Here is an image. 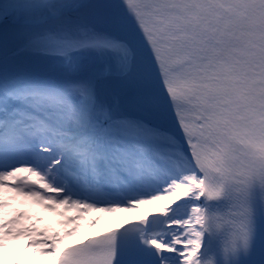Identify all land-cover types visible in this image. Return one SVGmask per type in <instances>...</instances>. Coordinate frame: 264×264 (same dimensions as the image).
Here are the masks:
<instances>
[{
    "label": "snow or ice",
    "instance_id": "6c2138e0",
    "mask_svg": "<svg viewBox=\"0 0 264 264\" xmlns=\"http://www.w3.org/2000/svg\"><path fill=\"white\" fill-rule=\"evenodd\" d=\"M22 238L43 264H264V0H0V250Z\"/></svg>",
    "mask_w": 264,
    "mask_h": 264
},
{
    "label": "rangeland",
    "instance_id": "374dc122",
    "mask_svg": "<svg viewBox=\"0 0 264 264\" xmlns=\"http://www.w3.org/2000/svg\"><path fill=\"white\" fill-rule=\"evenodd\" d=\"M137 209L128 210V211L121 210L116 213H105V214L91 213L87 216L85 220L81 221L82 223L81 225L86 224L89 219L94 218L96 216L103 217L102 219H100L98 224H103V223L109 224L112 221V219H114L115 217L126 218L132 213L136 212ZM29 210L33 212L34 214H38L39 216H42V219L38 222L40 227L42 228L45 227L46 222H49L51 223L52 227H54L53 230H57L61 232L65 231V228L58 222L60 218L56 217L54 214L46 212L42 208L35 209V210H33V208H30ZM69 215H75V213L72 212V213H69ZM74 236L66 238V240H70ZM0 260L1 261H18L19 260L20 262L22 261V263L27 262V261H33L36 264H43L41 258L36 255V249L34 247H28V240L26 238H22L20 240L9 242L8 246L4 250H0Z\"/></svg>",
    "mask_w": 264,
    "mask_h": 264
},
{
    "label": "bare ground",
    "instance_id": "6f19581e",
    "mask_svg": "<svg viewBox=\"0 0 264 264\" xmlns=\"http://www.w3.org/2000/svg\"><path fill=\"white\" fill-rule=\"evenodd\" d=\"M168 203L167 201H155L151 203H147L144 205H141L138 207L137 211L132 213L126 218H120V217H115L112 219V221L109 224H98L97 226H90L89 221L92 220L93 218L89 219L86 224L81 225L80 230L77 232V234L70 240H64L63 244H61V248H65L66 246L70 244H74L76 242L84 241L87 238H89L93 234H97L109 229H114L116 227H122L124 225H127L130 222L140 220L146 216H149L150 213H154L157 211V209L162 208L165 206V204ZM20 205H17L19 207ZM33 210L39 209L40 207L34 206L31 207ZM42 217V216H41ZM82 224V223H81ZM46 226L50 229L53 230L54 227H52L51 223L46 222ZM57 229V227H56ZM57 231V230H56ZM19 261V260H18ZM10 261H1L0 264H8ZM24 264H36L33 261H27L24 262Z\"/></svg>",
    "mask_w": 264,
    "mask_h": 264
}]
</instances>
